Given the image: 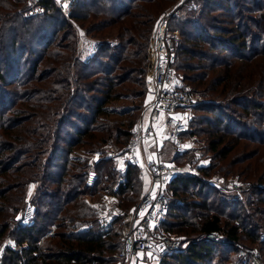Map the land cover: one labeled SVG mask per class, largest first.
Segmentation results:
<instances>
[{
	"label": "trees",
	"instance_id": "1",
	"mask_svg": "<svg viewBox=\"0 0 264 264\" xmlns=\"http://www.w3.org/2000/svg\"><path fill=\"white\" fill-rule=\"evenodd\" d=\"M22 1L0 0V237L8 232L14 241L13 248L5 249L1 264H111L119 249L120 220L114 218L108 226L101 227L94 209L83 197L106 190L130 203L133 200L130 194L136 189L135 180L140 187V173L128 165L124 183L114 188L117 171L109 165L110 158H102L92 166L86 163L80 166L69 161L68 155L79 146L102 145L105 137H100V132L104 136L106 131L100 127L98 118L106 113L105 104L117 96L112 93L115 80L110 77L112 66L109 64L121 59L102 54L110 49L105 42L98 46L97 56L85 62L75 58L70 64L71 57L64 53L71 49L66 43L68 35L62 33L56 50L51 52L55 65L48 73L35 75L41 60L47 57L52 36L64 29L65 21H59V9L52 0L38 2L43 16L47 17L44 28L34 24L32 17L22 19L17 12ZM176 1L74 2H78V14L94 17L86 29L87 35L127 17L118 28L116 38L125 37L126 45L133 46L134 37L146 40L144 33L149 32L154 17ZM195 1L200 8L197 19L181 14L169 23V29L177 30L180 36L176 71L179 57L183 56L188 60L183 67L188 73L184 80L196 83V88L204 91L209 99L218 100L195 107V117L187 133V136L199 133L209 137L207 152L212 154L214 162L200 171L208 176L216 168L215 161L224 160L241 140L242 152L229 159L226 166L256 156V151H245L247 144L256 142L264 146V0ZM135 11L140 13L139 21L135 20ZM226 19L229 26H223ZM124 45L121 41L116 49H123ZM38 48L42 52L37 54ZM104 59L109 66L102 62ZM191 59L197 63H189ZM94 65L101 67L99 73L104 76L100 85L89 80L93 74L90 67ZM23 68L28 72L21 75ZM53 74L46 97H38L42 94L41 88L32 84L39 85ZM79 79L89 81L78 84ZM10 86L15 90L9 94L7 87ZM19 101L24 106L14 109ZM39 109L44 114L38 122ZM130 131L125 132V144ZM254 163L257 168L260 165L264 168V153ZM27 167L36 168V175L31 170L27 176L24 169ZM90 168L93 178L89 183L87 170ZM31 181L37 182L30 201L33 216L26 225H20V217L14 218L20 210L18 205L24 204L23 188ZM168 190L171 201L163 224L165 230L184 237L217 231L225 236L227 243H191L185 251L161 258L159 264H224L234 251V243L243 239L250 243L259 241L258 219L250 217L261 215L264 210L253 209L250 204L255 201L251 197L246 196L248 200L244 203L219 197L206 182L187 175L174 178ZM253 194L258 203L264 201V189ZM245 204L249 206L248 213ZM132 205L135 203L122 207L127 210ZM77 222L90 223L81 230ZM51 225L56 229L51 244L45 245L48 241L43 236Z\"/></svg>",
	"mask_w": 264,
	"mask_h": 264
},
{
	"label": "rangeland",
	"instance_id": "2",
	"mask_svg": "<svg viewBox=\"0 0 264 264\" xmlns=\"http://www.w3.org/2000/svg\"><path fill=\"white\" fill-rule=\"evenodd\" d=\"M78 2H74L72 6L68 9L67 13H63L59 9V21H65L64 29L57 33V35L54 37L52 36V43L49 46V48L46 51L47 57H44V59L41 60V62L38 65V68L36 70L35 75H38L41 73H48L50 70V67L55 65L54 60L51 57V52L56 50V43L60 42V36L62 33H66L68 35L67 38V45L71 49L64 52L65 54H68L69 57H71V62L74 61L76 58L79 62H85L86 60L89 61V58L97 56L98 53H100L99 45L108 44L110 49H108L107 52L102 53L103 55H112L113 57H116L117 59H121L117 63L109 64L112 66V71L110 77L114 79L115 81V87L113 89V95H117L116 98L113 97L111 100L105 104L104 108L106 110V113L98 118V122L100 123L101 128H105L106 133L104 136L101 135L100 137H105L104 141L101 144V146H79L69 153L68 159L69 161H75L80 164L92 166L95 162L102 158H110L111 163L110 166L114 167L115 171H117L118 176V168L125 163V140L127 138V135H125V132L130 131L135 126L140 125L142 122H144L145 114H146V108L148 103V92H147V81L149 74V64H148V49L151 39V34L153 31V27L155 23L158 20H162L163 18H167V15L161 16L162 14H168L169 12H172L175 10L174 8L179 3V0L174 2L173 5H171L167 11L161 12L160 14L156 15L154 19L151 22L149 32L146 34L144 33L146 40L140 39L137 35L134 37V45L127 46L126 45V38L123 37L122 39L118 40L116 38V34L118 31V28L121 25H124V22L128 20L127 17L123 18L120 21H117L115 24L109 25L107 28H104L102 30H93L91 31L92 34L87 35L86 29L87 27L92 23L94 20V17L89 15L88 17L83 16L84 14H78ZM36 8H39L37 5L36 0H23L21 4L17 7L18 14L21 15L22 19L25 20L29 18L32 19L34 24H40L44 28L46 26V23L44 19L47 17L43 16V10L35 13L34 10ZM199 6L195 0H186L182 6H180L177 10L178 17L181 14H184L185 17L190 19H197L198 13H199ZM135 15V20H140V13L139 11L133 12ZM218 18L221 17L218 14H215ZM177 18V17H176ZM93 19V20H92ZM174 19V17L169 18L168 21V30L170 32L169 35H172V32H175L176 34L179 33L177 30H170L169 29V23ZM168 20V18H167ZM227 22V19L223 22V26H229ZM17 24V22L13 23L12 25ZM20 24V23H19ZM148 30V27L145 31ZM23 32V30H22ZM21 34V29H20ZM23 36V33H22ZM54 37V38H53ZM180 38V36H179ZM123 42L125 45L123 49H116V47L119 45L120 42ZM75 42V45H74ZM180 44V43H179ZM75 46V47H74ZM205 49V48H204ZM38 52H42V48H38ZM54 52H52L53 54ZM72 55V56H70ZM183 56L179 57L178 60V66L175 76V83H180L181 86L178 85V87H187L189 88L193 93H195L203 103H208V101H212L216 103L218 100H212L209 99V97L205 96V92L196 88V83H191L189 80L185 81L184 77L185 75H188L186 70H183L184 63L188 60L186 58L184 59ZM102 62L105 65H108L107 60H102ZM189 63H197L196 59L189 60ZM240 63V62H238ZM237 63V64H238ZM108 65V66H109ZM101 70L100 66H91L90 71L92 74L91 78H89L90 81H93V83H97L100 85V83L103 81V74H100L99 71ZM27 68L22 69V74H26ZM191 75V74H189ZM56 76V75H55ZM54 74L52 75V78H47L43 82L37 84H32L39 86L41 88L42 94L39 93L38 97H46V92L48 88H50V85L48 84L51 79H53ZM87 80V81H89ZM87 81L83 82L80 79L77 80L79 83H86ZM123 81V82H122ZM74 81L72 80V84ZM30 85V84H29ZM264 85V82H263ZM253 87H255L253 85ZM9 90V94L15 90L14 86L7 87ZM51 89H53L51 87ZM50 89V90H51ZM72 89V88H71ZM17 90V89H16ZM7 91V90H6ZM264 92V91H263ZM257 93V92H256ZM52 95V94H50ZM12 97V96H11ZM253 98V96H252ZM264 100V95H263ZM12 101V100H11ZM202 103V102H201ZM39 105V104H38ZM23 101L17 102L15 104L14 109H19L20 107H23ZM195 107L192 108V121L195 117ZM37 108V107H36ZM13 109V108H12ZM11 109V111H12ZM38 109V108H37ZM37 109H35V113L37 112ZM44 114L43 110H38V118L37 121H40V115ZM203 114V113H201ZM35 123V119L32 120ZM190 122V124L192 123ZM243 122V121H242ZM189 124V125H190ZM103 125V127H102ZM25 126H28V123L25 124ZM253 127L257 128V126ZM260 130V128H258ZM188 133V132H187ZM187 133L183 136V138H187L185 141V144L183 146V149L181 151H175L173 158L171 157L173 154V151L170 150V155L166 156L164 160L166 161H174L178 165H187V166H193L196 167V174L197 177L201 181L206 182L208 185L213 187V189L219 194V197H229L238 199L241 201V203L247 201L246 196L251 197L253 201L251 202L250 206L253 207V209H256L257 207H260L264 210V201L262 203H258L257 197L254 196L253 191H259L264 189V168L262 165H260L258 168L256 167L254 161L255 159L259 157V154L264 153V146L257 144L256 142L247 144V150L245 151H256V156L254 158H251L250 160H247L246 162H239V163H231L228 166L229 159L233 157H238L240 155V151L242 150V143H244L242 140L239 142V144L235 145L234 148L231 150V152L227 155V157L222 161H215L216 168L211 171V173L208 176L202 175L201 169L208 166L209 163H213L212 160V154L207 152V140H209V137L207 135L203 134H197L196 136H187ZM242 152V151H241ZM172 158V159H171ZM30 161V160H29ZM222 167V169L217 170L218 168ZM27 172L26 175L28 176V171L31 170L36 175V168H24ZM23 169V171H25ZM92 168L87 170L88 174V181L91 182L93 178V172L91 171ZM260 174V172H262ZM261 178L259 179L258 177ZM117 178V177H116ZM221 178L222 184L221 188L214 187L210 184L215 179ZM22 179V178H21ZM20 179V180H21ZM19 180V181H20ZM138 181L140 183V187H138V183L135 180L134 186L136 187L135 191L131 194L133 197L132 202L123 201L122 198L118 195H114V203L117 202L120 207L123 209L124 206H128L130 204H137L140 200V197L142 196L144 190L141 186L140 178L138 177ZM248 182L249 186H239L236 188L234 183H240L244 184ZM115 184V182H114ZM106 185V184H103ZM37 187V182H28L25 187L23 188L24 191V204L18 205L20 207L19 212L15 215L14 219H17L22 216L25 208L27 205H30V201H32V197L34 195L35 188ZM113 187V185H112ZM262 187V188H260ZM32 191V192H31ZM108 194H112L110 191H96V193L92 196H87L86 198L83 197V199L87 202L88 205H90L94 209V213L96 216V219L99 222V225L101 227H106L110 224V221L113 218H108L105 215L106 207L109 205V203L113 202L111 201L110 197H107ZM247 197V198H248ZM82 199L81 197H79ZM29 200V201H28ZM28 201V202H27ZM246 205V204H245ZM249 206H245V211L248 213ZM21 213V215H20ZM20 215V216H19ZM256 216V218H255ZM259 216V218H258ZM251 219H258L256 221V224L259 223V241L256 243H250L247 240L243 239L240 241V243L236 242L233 244L234 251L228 261L224 264H239V263H249L251 264V258L252 255L249 254V252H257L258 257L260 261H264V240L262 237H264V213L261 215L255 214ZM9 220L8 218L6 221ZM5 220H2L1 222H4ZM9 223V222H8ZM90 222H87L86 224H82L80 222H77L76 225L81 230H85L87 228V225ZM116 227V225H114ZM55 225H51L49 230H53V233L55 231ZM48 230V231H49ZM61 229H58V231ZM47 231V232H48ZM8 232H6L4 235L0 237V244L5 242H14L10 239V237L7 235ZM172 234V233H171ZM174 235V234H173ZM176 235V234H175ZM176 236H182L183 235H176ZM195 236H188L185 238H194ZM52 237L45 238L46 241L45 245H50ZM263 263V262H262ZM264 264V263H263Z\"/></svg>",
	"mask_w": 264,
	"mask_h": 264
},
{
	"label": "built area",
	"instance_id": "3",
	"mask_svg": "<svg viewBox=\"0 0 264 264\" xmlns=\"http://www.w3.org/2000/svg\"><path fill=\"white\" fill-rule=\"evenodd\" d=\"M37 5L40 0H36ZM63 12L75 0H52ZM186 0L179 3L167 18L158 20L152 31L148 49V64L150 67L147 75V116L144 122L131 129L126 144L125 163L118 168V176L114 188L124 183V173L128 165L136 168L139 173L149 175L151 187L146 189L137 204L124 210L114 201L106 207L105 215L108 218L120 220L119 249L111 264H159V260L172 253L185 251L191 243L212 242L226 244L227 240L221 232H209L185 238L176 236L163 228L167 219L171 193L169 183L178 176H197L196 167L178 165L174 161H166L153 156H142L141 148L148 140L155 143H169L175 151H181L184 146L183 136L189 130L192 121L193 106L203 103L199 97L187 87L175 83L176 52L180 38L172 32L169 35L168 21L171 17H178L177 10ZM39 6V5H38ZM36 8L35 13L43 10ZM210 184L221 188L222 179L217 178ZM248 187L249 183H234ZM262 188V187H260ZM33 216V208L29 204L19 218L20 225H26ZM53 230H49L43 238L52 237ZM42 238V239H43ZM264 240V237H262ZM14 242L0 244V264L6 248H13ZM252 255L251 264H263L257 252Z\"/></svg>",
	"mask_w": 264,
	"mask_h": 264
},
{
	"label": "crops",
	"instance_id": "4",
	"mask_svg": "<svg viewBox=\"0 0 264 264\" xmlns=\"http://www.w3.org/2000/svg\"><path fill=\"white\" fill-rule=\"evenodd\" d=\"M145 115L147 116V109H146ZM146 116H145V119H146ZM184 139L186 140L187 138L184 137ZM184 144H185V141H184ZM170 150L173 151V154L171 156L173 158L175 150L173 149V147L169 143L164 142L161 144V143H155L153 140H148L143 144V146L141 148V155L142 156H153V157H157L159 159L164 160V158L167 155L169 156L171 154ZM139 178H140V181L142 184L141 186L143 187L144 191L151 187L150 178H149L148 174L141 172L139 174ZM107 197H110V199H112L111 201H113V199H114V195H112V194H108ZM117 197H119V196H117Z\"/></svg>",
	"mask_w": 264,
	"mask_h": 264
},
{
	"label": "snow or ice",
	"instance_id": "5",
	"mask_svg": "<svg viewBox=\"0 0 264 264\" xmlns=\"http://www.w3.org/2000/svg\"><path fill=\"white\" fill-rule=\"evenodd\" d=\"M57 2L59 3V2H60V0H57Z\"/></svg>",
	"mask_w": 264,
	"mask_h": 264
}]
</instances>
